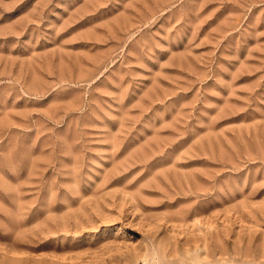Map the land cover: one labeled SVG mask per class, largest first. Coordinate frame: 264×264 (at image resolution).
Returning a JSON list of instances; mask_svg holds the SVG:
<instances>
[{
  "label": "rangeland",
  "instance_id": "374dc122",
  "mask_svg": "<svg viewBox=\"0 0 264 264\" xmlns=\"http://www.w3.org/2000/svg\"><path fill=\"white\" fill-rule=\"evenodd\" d=\"M0 264H264V0H0Z\"/></svg>",
  "mask_w": 264,
  "mask_h": 264
}]
</instances>
